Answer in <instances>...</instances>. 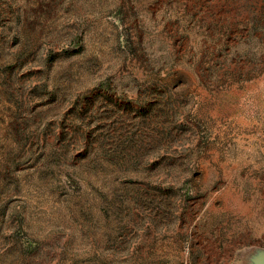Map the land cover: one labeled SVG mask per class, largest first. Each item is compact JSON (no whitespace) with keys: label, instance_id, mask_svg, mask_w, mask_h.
Wrapping results in <instances>:
<instances>
[{"label":"rangeland","instance_id":"1","mask_svg":"<svg viewBox=\"0 0 264 264\" xmlns=\"http://www.w3.org/2000/svg\"><path fill=\"white\" fill-rule=\"evenodd\" d=\"M264 0H0V264H262Z\"/></svg>","mask_w":264,"mask_h":264},{"label":"water","instance_id":"2","mask_svg":"<svg viewBox=\"0 0 264 264\" xmlns=\"http://www.w3.org/2000/svg\"><path fill=\"white\" fill-rule=\"evenodd\" d=\"M262 264H264V258L262 259Z\"/></svg>","mask_w":264,"mask_h":264}]
</instances>
